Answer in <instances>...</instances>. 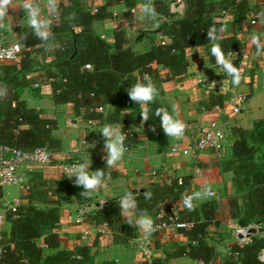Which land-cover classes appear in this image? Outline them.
<instances>
[{
    "label": "crops",
    "instance_id": "crops-1",
    "mask_svg": "<svg viewBox=\"0 0 264 264\" xmlns=\"http://www.w3.org/2000/svg\"><path fill=\"white\" fill-rule=\"evenodd\" d=\"M233 1H244L247 5L245 17L239 23L234 21L233 13L229 9L232 7L231 0H201L207 7L205 17L216 22L214 39L207 44L185 49L186 69L182 75L171 76L170 71L163 68L162 75L169 79L162 84L163 93L155 98L162 105V111L184 122L190 133H194L199 122H207L209 119H219L222 122L226 120L224 125L226 141L222 152L215 154L205 151L196 155H172L168 153V149L180 142L181 137L167 136L161 125L156 131H149L144 125L137 127L135 129L137 143L127 148L122 159L115 165L111 167L106 165L110 175L104 178L103 187L87 194L81 192L80 198L73 194L60 203L57 232L60 234L61 248L73 250L79 246H88L94 256V264L104 261H112L113 264H151L154 259L161 260L162 264H196L198 260L187 256L167 258V252H172L173 248L188 241L187 235L178 231L181 226H171L161 232L153 231L146 234L136 223L142 214H136L134 209L130 212L121 209L122 221L116 227L89 220V216L109 200L120 201L133 189H145L156 183H167V180L171 181L179 176L187 180V186L177 199L169 203L172 211L177 213L181 209H186L182 204L184 196H192L193 203L198 209H201V204L206 201H214L217 204L214 220L207 228L206 236L207 242L215 250V256L210 264H222L230 253L231 245L239 242L232 231L236 219H230L229 208L226 205L227 198L235 193L233 174L231 171L221 169L219 164L221 160L230 156L232 144L230 129L240 127L251 130L255 121L264 119V48L258 50L256 44L252 42L255 36L264 45V0ZM30 2L40 7L39 18L46 19L51 25L58 11L59 0L56 2L55 11L48 5V0ZM80 2L83 6L94 9L104 8L106 4L105 0ZM195 3L196 0L182 2L132 0L130 3L108 5L102 9L106 17L93 20L92 27L94 32L109 44L114 43V32L121 30L132 50L141 53L158 43L170 42V37L158 30L159 23L183 17L189 6L191 12L195 10ZM22 4L23 0H12L4 18L0 19V37L7 41L20 42L25 48L24 36L33 29L28 26V14ZM145 4H150L155 9L156 15L153 19L142 17L141 9ZM251 18H255L257 22L251 24ZM50 29L51 26L47 30L50 32ZM232 35L239 39L242 46L240 55L235 58L236 68L241 73L239 84L233 83V77L223 70L212 54V48L220 44V38ZM58 37L52 38L46 44H40L32 52L35 68L21 74V78L27 80V83L18 88L19 99L24 100L28 107L36 110L41 117L55 118L57 121L58 127L53 134L62 143L61 148L54 151L59 164L57 162L43 167L21 169L28 177L41 175L47 181L64 176L61 158L72 148H80L81 153L87 158L89 172L95 171L97 140L91 132L106 125H98L96 122L89 124L83 120L82 113L78 116L74 114L70 103L53 102L46 67L54 59V50L59 46ZM224 55L226 59H231L228 53ZM14 62H3L0 65V77L4 74L2 65ZM212 93L220 96L223 101L221 112L210 105ZM233 94H242L246 97L244 108L234 116L229 114L232 108L229 98ZM113 107L114 105L109 104L105 110H111ZM76 117L82 123L81 137L66 138V134L72 130L71 127L75 126L72 118ZM109 124L121 130L120 125ZM104 145L105 139L99 150L106 162L107 152ZM154 169L157 171L156 175L151 174ZM205 187L210 188L212 196L209 194L204 196ZM21 194L20 187L17 194L3 189L0 213L5 215L9 205L14 204L15 200H18V205L27 204V199ZM32 203L41 208L50 206L49 203L39 202L37 199ZM80 208H85L83 220L76 223ZM145 215L154 223V218L150 214ZM0 233L2 237L9 236L7 220L0 226ZM113 233H117L122 241H115Z\"/></svg>",
    "mask_w": 264,
    "mask_h": 264
},
{
    "label": "trees",
    "instance_id": "trees-1",
    "mask_svg": "<svg viewBox=\"0 0 264 264\" xmlns=\"http://www.w3.org/2000/svg\"><path fill=\"white\" fill-rule=\"evenodd\" d=\"M105 7L132 0H105ZM195 10L186 8L185 15L169 22L159 23L158 30L168 37L170 42L151 46L144 52L135 53L121 30L114 32V43L109 44L93 30L95 19L106 17L100 7L96 10L83 6L80 0H59L56 18L50 25L47 40H41L28 32L23 39L25 48L17 62L4 64V74L0 77V143L23 150L46 147L51 151L61 148V140L53 132L57 129L55 118L41 117L36 110L28 107L19 99L18 88L27 83L21 78L23 72L33 70L35 61L32 52L40 44L58 38L59 46L54 50V59L46 67V76L52 88V100L55 104L70 103L76 116L83 114V120L96 121L98 125L116 123L126 136L125 146L130 148L137 143L136 128L144 125L149 131H156L161 125V118L154 113L162 110L158 100L148 104L149 120L142 121V105L131 101L127 89L138 80L147 76L163 93V82L168 77L162 75V69H168L171 76L182 75L186 69L185 49L207 44L211 39L207 33L216 30V22L205 17L207 7L201 0H196ZM229 7L234 21L240 22L245 17L247 5L244 1H233ZM234 8V10H232ZM242 13V14H240ZM109 16V15H108ZM111 16V15H110ZM223 53L241 50V42L235 36L219 39ZM236 67V60L229 59ZM89 65V67H85ZM109 104L113 109L105 110ZM220 96L211 94L210 105L222 106ZM155 129V130H153ZM101 129L91 135L97 140L95 171L102 169L105 177L110 175L106 162L101 158L99 147L104 138ZM230 156L221 160L220 167L231 171L235 193L227 198L230 219H237L240 226L259 222L264 226V119L254 122L251 130L232 127ZM40 175V174H39ZM104 177V178H105ZM30 179L28 194L23 195L27 204L17 206L15 211L7 210L5 218L9 223V236L0 239V264H94L90 247L79 246L68 250L61 248L59 205L73 194L81 195L82 186H77L75 176H63L47 181L41 175ZM182 184L176 178L170 183H156L137 192L136 214H150L154 223L160 221L158 213L169 210V203L177 199L187 186L182 177ZM145 192L152 194L145 199ZM3 196L0 185V198ZM52 197V198H51ZM34 199L49 203L48 207H37ZM193 211L181 209L177 212L178 221L190 223L181 226L178 231L188 237L184 244L167 252V258L187 256L191 259L210 263L215 250L207 240V228L214 220L217 204L206 201ZM122 212L119 200H109L89 220L95 223H107L114 227L121 224ZM166 222L169 219L164 218ZM115 241L121 240L113 233ZM96 242V241H95ZM264 248V233H255L246 243H235L222 264H264L257 255ZM97 264H113L112 261ZM151 264H162L154 259Z\"/></svg>",
    "mask_w": 264,
    "mask_h": 264
},
{
    "label": "built area",
    "instance_id": "built-area-1",
    "mask_svg": "<svg viewBox=\"0 0 264 264\" xmlns=\"http://www.w3.org/2000/svg\"><path fill=\"white\" fill-rule=\"evenodd\" d=\"M177 2H182L184 0H176ZM96 10V9H95ZM56 18V14L54 15ZM257 20L255 18L250 19L251 24H255ZM24 47L20 42L17 41H7L4 38L0 37V65L3 62H14L19 60L21 52ZM240 55V50H234L228 53V56L231 59H235L236 56ZM89 67V65H85ZM226 73L227 71L223 69ZM245 95L242 94H233L229 98L231 103V112L230 115H235L239 113L245 106ZM219 112L222 111V107L219 105L213 106ZM73 123H76L75 119H72ZM225 121V122H224ZM219 121V119H209L207 122H199L194 133H190L186 127L184 135L181 137L180 142H177L169 147L168 153L175 155H196L201 152H211L215 154H220L222 152L225 141L226 133L224 125L227 122L226 120ZM96 121H88L89 124H95ZM162 127V126H161ZM85 143V141H83ZM54 152L46 147H35L31 150H23L21 148L13 147L7 144L0 143V185H12L18 184L21 186L22 196L28 194L30 189L29 177L21 171L23 167H32V166H46L50 164L53 159L55 160ZM103 159V155L101 154ZM63 167L62 171L64 176L71 174V171L74 166L80 164L87 165L86 156L81 153L80 148H72L68 152H65L62 156ZM30 170V169H29ZM152 175H156L157 171L154 169L151 171ZM177 184H182L183 179L181 176L176 178ZM170 180H167V183H170ZM209 195L212 196V192H209ZM14 204L9 205L7 210L15 211L18 206V200L14 201ZM105 203V202H104ZM85 209V208H84ZM84 209H79L76 223H81L83 220ZM158 218L160 221L154 223L156 228L155 231L161 232L167 228L178 226L189 227L190 223L178 221L177 213L169 210H161L158 213ZM164 218L170 220L166 222ZM6 218L4 214L0 213V226L5 223ZM254 228L256 233H264V229L259 222L252 223L248 226H237L233 228V235L238 239V243H246L250 240V237L254 234L249 235V230ZM262 229L261 231H259ZM240 236V237H239ZM0 233V239H1ZM257 258L264 262V248H262ZM196 264H210L203 261H197Z\"/></svg>",
    "mask_w": 264,
    "mask_h": 264
},
{
    "label": "clouds",
    "instance_id": "clouds-1",
    "mask_svg": "<svg viewBox=\"0 0 264 264\" xmlns=\"http://www.w3.org/2000/svg\"><path fill=\"white\" fill-rule=\"evenodd\" d=\"M57 0H48V5L51 7L52 11H55V5ZM12 4V0H0V19H3L7 13V8ZM22 7L27 11L28 14V26H30L34 34L41 38V40H47L50 32L47 30L50 28V23L44 19H40V7L34 6L30 0H23ZM142 17H147L148 19H153L156 15L155 9L150 6V4H145L141 9ZM209 39H214V33L209 30L207 33ZM252 42L256 44L257 49L260 50L264 48L258 39V37H253ZM212 54L216 57V61L221 65L229 75L233 77V83L239 84L241 79V73L238 68H236L230 60L225 58V55L219 45H214L212 48ZM128 97L131 101L136 104L142 105L141 118L142 121L149 120L150 109L148 104L154 102L155 98L159 95V90L156 85L147 77H144L143 81H137L135 84L131 85L127 90ZM156 116L161 118V126L167 136H172L180 138L184 135L186 125L179 119H175L172 115L167 112L157 109L154 113ZM155 130V129H153ZM100 134L105 139L104 149L107 152L106 165L111 167L115 165L118 161L122 159L127 148L125 146L126 136L117 127L110 124H106L100 131ZM90 166L86 164H80L73 167L69 178L75 176L76 179L74 183L77 186H82L83 192L85 194L92 191L98 190L104 186L105 173L102 169L89 172L88 168ZM210 192V188L205 187L204 196H207ZM145 199H151L152 194L150 192H145ZM199 196V193L197 194ZM183 206L189 211H193L195 205L193 203L192 196L182 197ZM136 200L134 195L129 192L126 193L124 197L120 200V208L124 212H130L135 209ZM138 226L144 230L146 234H150L155 231L156 228L150 217L142 214L140 218L136 221Z\"/></svg>",
    "mask_w": 264,
    "mask_h": 264
},
{
    "label": "rangeland",
    "instance_id": "rangeland-1",
    "mask_svg": "<svg viewBox=\"0 0 264 264\" xmlns=\"http://www.w3.org/2000/svg\"><path fill=\"white\" fill-rule=\"evenodd\" d=\"M72 119H75L76 123H75L74 127H71L72 130L68 134H66V138L71 137V139H77L79 136L81 137L82 123H81V120H78L77 117L72 118ZM61 122H63V121H61ZM57 162L58 161H56V159L55 160L53 159V161L50 164H53V163L56 164ZM58 164H59V162H58ZM62 164H63V162H61V167H63ZM62 173H63V171H62ZM29 181H30V179H29ZM19 187L21 188L20 185H3L2 190L4 189V191H6V192L10 190L12 193L17 194L19 192ZM234 222H235L234 223L235 227L240 226L237 219ZM262 227L264 229V226H262Z\"/></svg>",
    "mask_w": 264,
    "mask_h": 264
},
{
    "label": "water",
    "instance_id": "water-1",
    "mask_svg": "<svg viewBox=\"0 0 264 264\" xmlns=\"http://www.w3.org/2000/svg\"><path fill=\"white\" fill-rule=\"evenodd\" d=\"M141 190H143V189H133L132 191H131V193L132 194H135V193H137L138 191H141ZM262 229H260L259 231H261ZM257 231L254 229V228H251L250 230H249V235L250 234H255ZM240 237V236H239Z\"/></svg>",
    "mask_w": 264,
    "mask_h": 264
}]
</instances>
